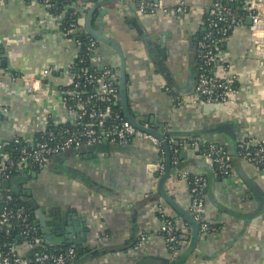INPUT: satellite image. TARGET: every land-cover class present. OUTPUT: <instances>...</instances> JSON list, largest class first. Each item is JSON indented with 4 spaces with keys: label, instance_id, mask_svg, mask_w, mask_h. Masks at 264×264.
<instances>
[{
    "label": "crops",
    "instance_id": "crops-1",
    "mask_svg": "<svg viewBox=\"0 0 264 264\" xmlns=\"http://www.w3.org/2000/svg\"><path fill=\"white\" fill-rule=\"evenodd\" d=\"M139 1L146 6L145 12L140 10ZM214 1L116 0L106 6L109 12L102 16V9L95 11L92 24L96 28L97 23L103 24L104 34L121 43L127 61L129 103L148 126L174 137L197 136L228 147L231 138L216 131L215 124L233 121L240 123L241 133L250 129L255 136H264V73L245 21L222 49L238 74L244 101L253 104L258 115H232L233 104L212 112L204 105L187 102L196 84L198 41ZM159 2L173 9L163 12L153 8ZM92 4V0L77 1V14L81 10L78 22L85 20ZM182 6L187 9L184 15L176 10ZM60 14L51 12L43 0L0 4V38L3 59L7 60V66L2 67L4 74H0V108L8 110H0V148L18 136L33 140L50 117L55 122L75 119L64 102L63 88L72 78L65 69L78 58L80 46L55 30ZM79 26L85 33L80 22ZM96 54L103 66L118 71L119 58L110 44L98 43ZM48 67L56 71L47 83L51 89L48 97L39 102L25 91L18 77L39 75ZM183 99L187 101L181 104ZM160 162L158 150L148 140L136 138L124 149L56 156L48 169L31 170L29 178L20 182L33 192L27 200L46 204L47 213L56 208L66 216L62 221L73 240L84 239L85 249L100 251L97 256L87 253L80 264H171L187 253L192 234L189 224L156 191L159 170L151 166ZM234 163L233 176L220 179L213 171L216 180L205 194L204 219L217 225L219 231L201 230L183 264H264V207L259 210L264 181L251 165L238 159ZM210 169L214 170L210 162L194 148H183L179 158L172 160L165 189L190 209L192 195L185 173L208 179ZM33 172L36 177L31 176ZM158 208L171 217L179 216V227L188 234L187 243L173 253L162 234ZM53 240L57 244L52 246H73L64 236L53 235ZM60 240L65 242L58 243ZM16 246L20 256L16 264H32L34 246L30 241L18 234Z\"/></svg>",
    "mask_w": 264,
    "mask_h": 264
},
{
    "label": "built area",
    "instance_id": "built-area-1",
    "mask_svg": "<svg viewBox=\"0 0 264 264\" xmlns=\"http://www.w3.org/2000/svg\"><path fill=\"white\" fill-rule=\"evenodd\" d=\"M8 0H0V4ZM241 2L243 10L247 13L240 15L236 12L233 6L228 2ZM44 4L51 9L53 0H43ZM77 3V2H76ZM76 3L68 6V9L75 8ZM142 12L146 11V6L140 4ZM163 12H170L173 8L164 6L159 2L153 6ZM184 15L187 11L186 6L176 9ZM63 12H65L63 14ZM67 10L64 9L58 15V22L55 30L58 34L70 38L79 44L77 39L78 34H84V29L75 23H71L69 27L63 30V20L66 18ZM251 17L252 23L249 26L250 40L253 45L254 52L259 56L260 67L264 73V3L262 0H215L210 6L209 16L207 19V27L205 33L198 41L197 55L199 65L197 67V80L193 94L187 100H180L183 104L185 101L192 105L204 104H233L234 113L240 114L242 118L247 116L256 117L258 114L254 111L255 106L244 101L242 97L241 87L239 85V77L233 70V65L224 55L222 47L223 43L230 38L232 33L242 27L245 21ZM216 35L221 37L217 38ZM69 36V37H68ZM97 42L93 39L87 45L89 61L95 69H101L99 76L89 72V69H83L82 75L76 74L73 71V64L69 65L65 72H68L72 78L67 86L72 88L63 91V95L70 96L74 102V108L67 106L75 115V119L70 121L75 126L76 130H64L59 133L50 131L41 139H25L16 137L15 142L24 141L28 145L23 147L19 158H13L8 153L3 154L0 148V228L8 224L12 219L17 218L21 222L22 230L20 234L28 239L34 248L33 261L36 264H70L77 260V250L73 246L62 252H48L46 249H39L43 239L39 236L40 231L38 225L30 223L28 213L23 209L17 210L8 209V203L13 200V194L3 188L2 182L5 179L11 178L14 170L24 171L29 167H38L39 170H46L52 158L68 154L69 152L81 148L86 145H97L100 143L118 144L119 146H128L136 138L148 140L152 146L161 154L162 162L159 166L161 172L165 171L163 157L162 141L156 136L147 132L136 129L126 118L118 112L116 107L120 105L119 88L117 84V76L113 73L110 67L103 66L100 63V58L96 54ZM3 47V40L0 38V51ZM3 59L0 57V66ZM56 68L48 67L39 75H23L18 77L22 82L25 91L32 95L36 101L41 102L50 93V86L47 85L49 79L55 74ZM2 73V72H1ZM83 78V79H82ZM12 79H15L12 78ZM87 85H92L93 90L90 94L82 90V81ZM3 81L0 79V86ZM0 110L7 113L6 108ZM123 117V118H122ZM49 119H52L50 117ZM53 120V119H52ZM55 122V120H53ZM84 121V122H83ZM68 121L56 122L67 123ZM48 125V121H47ZM47 125L43 129H46ZM42 131V132H43ZM23 139V140H21ZM189 140V141H187ZM171 150L174 146L182 145L183 148L192 147L200 155L205 157L215 171V167L224 176L230 177L234 173V165L232 155L226 150L213 144L210 150H205L203 147L207 142L203 138H169ZM178 152L177 149L174 151ZM238 160L243 161L257 171L264 181V136L257 137L250 129H246L237 140ZM185 173L191 195V211L194 217L199 221L201 230L205 232H217L218 229L212 230L210 225L205 221V194L204 191L208 187V180L202 177H197L191 183ZM160 217L162 218V234L165 236L167 248L170 253L177 251L176 245V230L180 223L167 218L170 216L164 208H158ZM145 239V235L142 237ZM141 244V243H140ZM19 251L16 245L9 248L8 254L1 251L0 248V264H16L20 262Z\"/></svg>",
    "mask_w": 264,
    "mask_h": 264
},
{
    "label": "water",
    "instance_id": "water-1",
    "mask_svg": "<svg viewBox=\"0 0 264 264\" xmlns=\"http://www.w3.org/2000/svg\"><path fill=\"white\" fill-rule=\"evenodd\" d=\"M92 1L93 4L88 10L85 20L84 21L79 20L81 26H84L86 30L85 33L82 35L92 37L97 43L110 44V46H112L115 49L119 58V66H118L119 68L118 71L113 70V73L117 76V84L120 95L121 115L124 116L136 129L152 134L162 141V146L165 150L166 161H167V166L165 168V171L162 173L159 165L158 166L152 165L151 168H153L156 171L159 170L158 171L159 173L157 174L158 181L156 187V191L159 194V196L165 202H167V204L172 206L181 215L183 220L190 226V230L192 234V244L189 250L187 251V253L177 256V258H175L172 262V264H183L184 260L188 256V253L194 249L196 243L198 242L199 236L201 234V228L199 221L194 217V214L192 213L191 209L185 208L182 205H180L172 197V195L165 189V183L168 180L169 176H171V172H172V150H171L169 138L177 139L178 137H174L172 133L169 132L166 133L163 130L159 131L148 126L146 119H143L138 112H134L132 110L128 96L127 61L122 45L116 38H112L104 34L103 24L97 23V28L92 24V18L94 12L97 11L98 9H102L99 12V14L102 16L104 13L109 12V9L106 6L113 3L116 0H92ZM82 8H84V5ZM78 14H81V10L79 9H78ZM246 23L248 24V26L251 25L252 23L251 17H249L246 20ZM1 53L4 54V50H1ZM6 66H7V60L3 59L1 61V67H6ZM2 74H4L3 71ZM195 79L197 80V74H195ZM56 89L58 90V88H55V90ZM205 108L213 112L216 110H223V105L204 104V109ZM231 112L234 113L233 110ZM214 128L216 131H219L220 133L223 134L225 133L232 140L231 144L228 147L227 146L222 147L219 143L217 144V146L228 151L230 154H234L237 151V140L242 135L240 123L233 121H226L223 123L215 124ZM128 147L129 145L119 146L118 144L100 143L97 145H86L81 148H77L68 154H62L60 156L66 157L71 153H76V152L77 153L91 152V151L109 152L112 148L124 149ZM5 148L6 147H1L2 150H5ZM208 171H209L208 187L206 189V192L208 191L209 186L212 184V181L216 180L213 170L210 169ZM29 173H30L29 170H25L24 172H22L20 176L3 180L2 182L3 188L10 190L14 195H16L17 197H21L24 200H27L28 197H33L32 190L25 188L23 184L20 182L21 178H29ZM31 176L36 177L37 173L33 172L31 173ZM80 179L82 178L80 177ZM261 202L262 205L260 206L259 209L260 211H262L264 207L263 206L264 197L262 198ZM37 204H35L34 214H35L36 222L39 226L40 234L43 237V240L49 245H55L57 243L55 240H53V235L57 237L64 236L66 243L72 244L77 249L79 255L82 256L70 264H80L83 260H85L87 253H90L91 256H97L100 253L99 250L91 251L89 249H85V247L83 246L84 239L73 240V237L69 234L71 230L67 227H64V221H62V219H66V216L61 215L60 210L53 208L52 212L51 213L48 212L49 213L48 214L46 211V204L44 203L39 204L38 202ZM0 211H2V208H0ZM63 242L65 241L60 240L58 243H63Z\"/></svg>",
    "mask_w": 264,
    "mask_h": 264
},
{
    "label": "trees",
    "instance_id": "trees-1",
    "mask_svg": "<svg viewBox=\"0 0 264 264\" xmlns=\"http://www.w3.org/2000/svg\"><path fill=\"white\" fill-rule=\"evenodd\" d=\"M77 1L78 0H53V2H52L50 10L54 14L61 13L64 9L67 10L66 18L63 20L64 21L63 25H62L63 30L66 29V27L68 28L71 23H75V24H77L79 26L78 14H77V11H76V7L72 8V9H68V6H70L71 4L76 3ZM139 2L141 4V1H139ZM228 4L233 6V8L236 10V12L238 14H240V15H245L247 13L245 10H243V6H242L241 2H237V1L233 2V3L228 2ZM216 37L219 38L221 36L220 35H216ZM77 39L79 41L78 45L80 46V52H79L78 58L73 63V71L76 74L82 75L83 69L87 68V69H89V72H92V73L96 74L97 76H99V74L102 72L101 69H95L93 66H91V63L89 61L90 57H89V54H87L88 53L87 45L89 44V42L91 40H93V38L90 37V36H83L82 34H78L77 35ZM220 46L222 47L221 44H220ZM1 50H3V47H2ZM3 55L4 54L1 53V51H0V57L2 59L4 57ZM198 65H199V59H198V55H197V67H198ZM2 71H3V68L0 66V74H1ZM84 84L85 83L82 81V85H84ZM71 88H72L71 85L65 86L63 88V91L69 90ZM81 88H82V90L86 91L87 94H90L92 92V90H93V86L92 85H88V84L87 85L85 84V87H81ZM64 102L66 103L67 106H71L72 108H74V102L70 98V96H65ZM115 109H116V112H118L120 114V112H121L120 105L117 106ZM76 128H81V127L80 126H75L71 122L56 123L52 119H49L46 129L43 132L38 133L36 135L35 139H41L43 136H45L46 133H49L50 131H52L54 133H59V132H62L64 130H67V129L76 130ZM194 137H197V136H194ZM179 138H181V137H178V139ZM21 140H23V139H21ZM187 141H189V140H187ZM27 145L28 144L26 142H24V141L15 142L14 140H12L10 142V144L3 151V154L8 153L13 158H19V156L21 155L22 148L27 146ZM212 145H213V143L206 142L205 146L203 148L205 150H210ZM175 149L178 150L177 153L174 152ZM182 150H183V146L182 145H180L178 147L174 146L173 147V151H172V160L178 159ZM231 155H232V162H233V165H234L235 164L234 163L235 159H238L239 155H238L237 151L234 154H231ZM163 157L165 158L164 164H165V167H166L167 166V161H166V154H165L164 148H163ZM28 170L29 171H31V170H36L37 171V170H39V168L38 167H29ZM24 171H16V170H14L12 172V174H11V178L20 176L22 174V172H24ZM215 171H216V175H217L218 178L219 177L220 178H226V176L222 175L220 173V171L216 169V167H215ZM197 177H202V178L207 179L204 176H197V175H194L192 173L187 175V178H188V180L191 183H193L196 180ZM204 194H206V190L204 191ZM19 208H23L28 213V219L30 220L31 224L37 225L35 214H34L35 204H34L33 201L24 200V199H22L20 197H17V196L13 195V200L8 203V209L15 211V210H17ZM167 218H169L170 220L175 222L177 220V218H179V216L178 217L168 216ZM208 224L210 225L212 230L219 229V227L217 225H214V224H211V223H208ZM21 230H22L21 222H19V220L17 218L12 219L8 224H6V225H4V226H2L0 228V248H1V251L3 253L8 254L9 248L11 246H13V245H16L17 237H18V234H20ZM39 236L42 238L41 234H39ZM185 236H188V234H185L183 231H181L180 228H178L176 230V237L177 238H176L174 244L176 245V249L177 250L180 247H183V244L187 243L189 237H185ZM71 247H73V246H71V245L52 246V245L47 244L43 240L42 245L39 247V249H46L48 252H62V251H65L66 249L71 248ZM35 249L36 248H34V250ZM77 259H79V253L78 252H77ZM32 264H36V263L32 260Z\"/></svg>",
    "mask_w": 264,
    "mask_h": 264
},
{
    "label": "rangeland",
    "instance_id": "rangeland-1",
    "mask_svg": "<svg viewBox=\"0 0 264 264\" xmlns=\"http://www.w3.org/2000/svg\"><path fill=\"white\" fill-rule=\"evenodd\" d=\"M98 44V43H97Z\"/></svg>",
    "mask_w": 264,
    "mask_h": 264
}]
</instances>
